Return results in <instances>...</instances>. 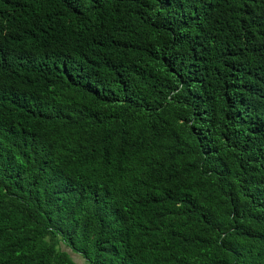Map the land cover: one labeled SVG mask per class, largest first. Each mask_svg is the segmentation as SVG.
<instances>
[{"label": "trees", "instance_id": "1", "mask_svg": "<svg viewBox=\"0 0 264 264\" xmlns=\"http://www.w3.org/2000/svg\"><path fill=\"white\" fill-rule=\"evenodd\" d=\"M60 244L264 264V0H0V264Z\"/></svg>", "mask_w": 264, "mask_h": 264}, {"label": "rangeland", "instance_id": "2", "mask_svg": "<svg viewBox=\"0 0 264 264\" xmlns=\"http://www.w3.org/2000/svg\"><path fill=\"white\" fill-rule=\"evenodd\" d=\"M60 248H61L62 250H64V251L68 252L69 255L73 258V260H74L75 262H78V263H81V264H83V262L86 263L80 255H78V254H76V253H73V252H72V254H71V253L69 252L68 248H66L64 245L60 244ZM86 264H87V263H86Z\"/></svg>", "mask_w": 264, "mask_h": 264}]
</instances>
